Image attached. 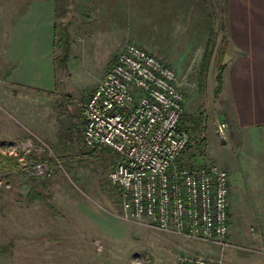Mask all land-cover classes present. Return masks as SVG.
<instances>
[{"label":"rangeland","instance_id":"rangeland-1","mask_svg":"<svg viewBox=\"0 0 264 264\" xmlns=\"http://www.w3.org/2000/svg\"><path fill=\"white\" fill-rule=\"evenodd\" d=\"M84 1L0 0V156L17 163L14 170L0 167V264H175L181 255L264 264V214L232 213L223 250L158 231L128 216L107 181L116 154L82 144L81 105L123 46L134 43L174 69L193 141L184 161L237 172L227 102L222 91L215 94L229 51L222 30L227 0H94L91 15ZM60 26L69 35L64 68L54 47ZM19 47V61L32 65L21 85L3 76L19 63ZM220 121L227 125L222 137ZM35 161L52 166V175L23 171L22 163Z\"/></svg>","mask_w":264,"mask_h":264},{"label":"built area","instance_id":"built-area-1","mask_svg":"<svg viewBox=\"0 0 264 264\" xmlns=\"http://www.w3.org/2000/svg\"><path fill=\"white\" fill-rule=\"evenodd\" d=\"M183 104L174 69L127 43L81 105L82 144L89 151L107 148L116 154L107 181L119 190L128 216L223 250L230 231L228 173L215 164L184 161L193 141L181 124ZM226 129L220 121L216 132L222 137ZM21 165L27 174L53 173L42 162ZM175 264H222V257L181 255Z\"/></svg>","mask_w":264,"mask_h":264},{"label":"crops","instance_id":"crops-1","mask_svg":"<svg viewBox=\"0 0 264 264\" xmlns=\"http://www.w3.org/2000/svg\"><path fill=\"white\" fill-rule=\"evenodd\" d=\"M91 2L95 1H84L85 14L91 15L95 9ZM225 28L229 51L222 74V94L227 102V124L238 168L237 172L226 171L231 190L230 218L232 213L264 214V0H227ZM18 50L15 62L19 63L3 76L21 85L32 65L19 61L23 52L21 47ZM48 80L54 83L51 75ZM261 222L264 226V216Z\"/></svg>","mask_w":264,"mask_h":264},{"label":"trees","instance_id":"trees-1","mask_svg":"<svg viewBox=\"0 0 264 264\" xmlns=\"http://www.w3.org/2000/svg\"><path fill=\"white\" fill-rule=\"evenodd\" d=\"M211 23V21H209V24ZM225 25L222 26V30L223 32H225ZM214 32L212 31V29L210 30L209 33V37L205 46V52H204V56H203V60L202 63L200 65V69H199V88L202 90L203 86H204V80H205V72H206V66H207V62L209 60V57L212 54L213 51V46H214V42H213V38H214ZM54 36L57 37V42L54 43V47H58L60 48L61 51V55L58 58V67L59 68H64L66 67V61L68 59V53H69V44H68V40H69V35L67 32L66 27L64 26H60L58 28V31H54ZM224 64H219L218 66V73L216 76V89H215V94H219L222 91V83H223V79H222V74L224 71ZM181 124H183V114H182V118H181ZM81 125V130L83 129V123L82 120L80 122ZM190 129V128H189ZM189 131V130H188ZM0 167L5 168V169H9V170H14L17 168V163H16V158L13 156H0Z\"/></svg>","mask_w":264,"mask_h":264}]
</instances>
